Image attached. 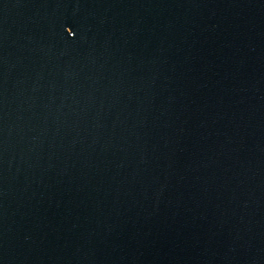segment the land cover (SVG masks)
Instances as JSON below:
<instances>
[{
  "label": "water",
  "instance_id": "obj_1",
  "mask_svg": "<svg viewBox=\"0 0 264 264\" xmlns=\"http://www.w3.org/2000/svg\"><path fill=\"white\" fill-rule=\"evenodd\" d=\"M0 264H264V0H0Z\"/></svg>",
  "mask_w": 264,
  "mask_h": 264
}]
</instances>
